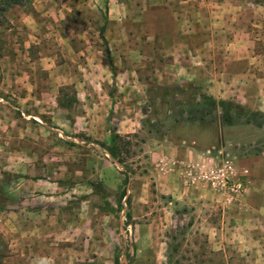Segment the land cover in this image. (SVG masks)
Instances as JSON below:
<instances>
[{"label": "rangeland", "instance_id": "374dc122", "mask_svg": "<svg viewBox=\"0 0 264 264\" xmlns=\"http://www.w3.org/2000/svg\"><path fill=\"white\" fill-rule=\"evenodd\" d=\"M17 2L0 0L5 264H264L260 164L232 204L186 169L211 150L243 174L264 155V111L206 89L203 74L181 87L160 35L167 9L194 11L195 62L219 64L210 50L235 54L246 38L264 56V0ZM211 101L258 118L226 127Z\"/></svg>", "mask_w": 264, "mask_h": 264}, {"label": "crops", "instance_id": "0c3cea01", "mask_svg": "<svg viewBox=\"0 0 264 264\" xmlns=\"http://www.w3.org/2000/svg\"><path fill=\"white\" fill-rule=\"evenodd\" d=\"M166 11L167 20L162 24L160 35L167 42V56H174L177 59L179 78L176 83L181 87L189 83H192L194 87H200V75L203 74L205 77L203 87L206 89H223L224 93L220 94L223 99L237 101L251 109L264 111V56L250 51L251 40L246 38L241 44L232 45L231 49L240 48L235 54L228 52L227 43L223 46L225 48L219 49V51L210 50L209 56L222 59L219 64L214 63V59L213 64L210 63L211 61L201 63L197 60L195 62V59H199L197 57L198 52L195 54L193 45L188 42L195 40L197 36L194 11H192V16H189V11V15H182L180 12L175 13L172 9ZM190 19L192 20L190 23L193 31L188 34L189 36L187 34L185 36L182 34L184 25L188 24ZM211 51L214 55L211 54ZM208 64L210 66H207ZM189 154L194 153L189 151L186 155ZM243 163L242 170L248 173L251 172V169L247 168L249 167L247 164H260L257 172L264 176V155L254 159H245ZM260 181H264V178Z\"/></svg>", "mask_w": 264, "mask_h": 264}, {"label": "built area", "instance_id": "2783aa9c", "mask_svg": "<svg viewBox=\"0 0 264 264\" xmlns=\"http://www.w3.org/2000/svg\"><path fill=\"white\" fill-rule=\"evenodd\" d=\"M186 169L192 183L208 187L230 204L245 193L244 178L248 172L239 175L234 160L217 156L211 150L201 154L198 161L188 164Z\"/></svg>", "mask_w": 264, "mask_h": 264}, {"label": "trees", "instance_id": "16d2710c", "mask_svg": "<svg viewBox=\"0 0 264 264\" xmlns=\"http://www.w3.org/2000/svg\"><path fill=\"white\" fill-rule=\"evenodd\" d=\"M2 3L5 4L6 6H13V5H17L18 2L17 0H2ZM210 105L212 107L215 108V110H220L221 111V114H222V121H223V124L224 126H233L235 125L236 123L242 121L241 119L246 115V119H247V124H250L252 119H257L258 117L256 115H253V114H246V112L244 111L243 108L233 104L232 102H220V103H217L215 101H211L210 102ZM199 107V105L197 106ZM191 109H199V108H191ZM200 110V109H199ZM201 112V110L199 111ZM202 113V112H201ZM193 117V116H192ZM206 119V116H201V119L200 121H204ZM197 121V120H195ZM260 127H262L260 125ZM119 136L115 135L114 138L112 139V143H111V148H108V151H109V154L111 155V157L113 159H118V147H117V142L119 140ZM128 181V179L126 180ZM128 218L131 219V215H128ZM1 239V237H0ZM2 240V239H1ZM0 240V242H1ZM4 244V242H1L0 243V264H5V259L7 258L6 257V254L4 255L3 252H8V246ZM1 247H3L1 249ZM116 264H120V260H119V257L117 256L116 257Z\"/></svg>", "mask_w": 264, "mask_h": 264}]
</instances>
